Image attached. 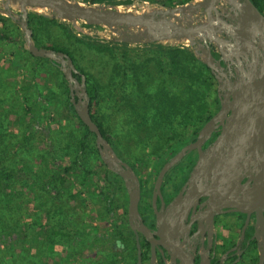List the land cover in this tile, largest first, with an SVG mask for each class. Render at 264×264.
<instances>
[{
	"label": "rangeland",
	"instance_id": "obj_1",
	"mask_svg": "<svg viewBox=\"0 0 264 264\" xmlns=\"http://www.w3.org/2000/svg\"><path fill=\"white\" fill-rule=\"evenodd\" d=\"M113 1L120 2L122 0ZM147 1L153 2L152 0ZM154 1L163 2L164 0ZM188 1L172 0L175 4ZM0 20L3 21L0 24V34L13 37V42L0 40V62H3L5 66L3 72L9 83V89L4 96L0 97V101L3 100L0 102V114L3 115L4 120H7V145L21 140L23 134L33 133L36 128L39 129V133L35 134L24 148L18 153L12 152L10 163L14 165L18 158L24 157L26 160H30L32 157L31 160H34L36 164H45L46 167L53 168L54 171L65 177L71 187V193L75 194L72 202H67L68 207H71L72 210H66L62 215H59V213L55 214L53 210L59 205L56 204L52 207L45 205L47 201L45 195L40 196L41 199L37 200L33 195L16 194V191H13V195L16 194L25 206L27 214L37 211L36 217L42 218L38 224L46 223L47 220L44 218L50 211L54 217L52 222L61 220L68 225L74 239L70 250L65 252L63 246V250L59 246L52 247L53 243H61L60 239H47L41 234H37L38 237L34 240V235L30 232L29 237L20 242L24 244L21 248L14 244L8 247L3 246V250L0 251V264H26L25 260L29 256V259L37 256L40 262L49 261L50 264H126L125 255L120 251L121 247L118 240L120 237L114 231L117 228L126 229L125 225H121V220L124 218H122L121 213L124 212V209L113 208L111 215L106 211V201H112V199H116L118 203L123 204L122 208H126L125 191L119 190L113 194L111 186L101 181L103 168L100 157L96 153L91 154L90 163L87 166L93 175L87 178L84 184H82L81 173L69 172V174L63 175L62 168H54L49 153L53 155L54 159L69 164L75 152L74 142L79 136L76 121L71 118V110L68 108L62 93L64 88L62 76L50 62L31 58L25 52L21 44V31L16 24L7 18L1 17ZM37 22L33 21V27L39 46L64 47L70 53H74L80 71L89 77L91 83L98 86L99 97L94 106L96 113L108 134L117 144L122 160L134 165L135 170L140 172L142 176L152 172V169L156 167V158L171 154L169 152L165 155L172 139L176 136L173 135L176 134L175 132L184 136L193 131L196 124L190 121L184 125V119H176L175 124L171 123L173 130H168L170 125L165 121L163 124L141 123V120H137L136 111L133 110L134 97L128 94L130 90L128 85L134 80L132 67L127 68L124 74L121 72L120 75L116 70L117 77L112 75L115 68L121 67L123 69L124 67L116 63L114 54H112L114 57H108V53L119 55V52L112 50L109 52L108 48H102V51L92 48L103 46L101 43L87 46L86 42L70 35L62 25L46 20ZM178 51H182V48H163L153 50L151 53L131 51L122 60L126 62L131 56L137 58V63L131 64V66L137 67V74L140 75V72L147 70V73L152 71L153 76H156V79H160L166 85V92L170 98L173 99L175 89L184 98L182 92L185 91V79L172 71V67L164 69L159 60L155 58V56L166 57L171 55V59L175 61ZM155 59L157 60L156 64H154ZM144 62L149 64L145 70L142 68ZM137 77L134 81L137 80ZM209 80L213 91H215V79L210 78ZM113 84L118 88L116 89ZM23 87L26 88V92L22 91ZM142 90L137 91H140L144 97L145 89ZM23 96L28 99V104L36 105L35 119L24 116L26 106L23 102ZM213 97L214 95L208 102L205 97H202L204 100L201 101V104L207 106L206 115L214 114L216 111V105L212 102ZM170 98L168 102L164 99V102L166 106L167 103L168 105L172 104L173 107L167 106V108H172V112H174V104ZM152 99L155 103V95ZM152 105L150 108L153 110ZM142 113L143 109L139 108L137 114L142 115ZM47 124L50 125V130L46 128ZM27 149L32 150L33 154H28ZM174 150L176 148H173L171 152ZM43 174L49 176L51 173L46 170L43 171ZM115 182L120 184L116 178ZM67 197L68 194L64 196L63 200H66ZM113 206L116 207L114 204ZM16 241L17 239L14 238L13 242ZM7 248L9 251L6 250Z\"/></svg>",
	"mask_w": 264,
	"mask_h": 264
},
{
	"label": "water",
	"instance_id": "obj_2",
	"mask_svg": "<svg viewBox=\"0 0 264 264\" xmlns=\"http://www.w3.org/2000/svg\"><path fill=\"white\" fill-rule=\"evenodd\" d=\"M30 14L67 23L78 36L132 47H195L197 44L209 47L215 44L222 59L232 54L238 66L240 58L246 59L247 48L255 43V31L264 25V16L250 0H189L172 7L147 0H134L130 4L82 0H0V16L17 24L23 33V47L27 52L33 57L51 61L61 71L69 86L74 112L94 135L101 162L124 181L127 213L133 227L131 222L139 216L137 177L93 122L85 77L82 75L80 81L74 77L79 72L71 58L66 53L38 47L33 41L28 26ZM223 14L230 19V24L221 18ZM198 56L212 74L218 69L209 48L203 50V57ZM237 76L230 84L232 100L222 102V88L217 89L220 100L217 114L200 129L195 142L181 148L157 176L156 187L159 189L164 174L180 162L186 152L198 151V161L185 185V189L188 185L186 194L184 198L180 194L171 204L172 210L185 199L197 201L201 196H209L216 206L238 212H256L258 215L264 212V62L259 73L256 70L245 71L240 66ZM219 126L218 137L202 151V145ZM245 178L247 181L242 183Z\"/></svg>",
	"mask_w": 264,
	"mask_h": 264
},
{
	"label": "trees",
	"instance_id": "obj_3",
	"mask_svg": "<svg viewBox=\"0 0 264 264\" xmlns=\"http://www.w3.org/2000/svg\"><path fill=\"white\" fill-rule=\"evenodd\" d=\"M82 1L89 3L106 2L112 4H130L134 0H122L120 2L113 0H82ZM152 1L155 2L154 0ZM250 1L257 8L259 12L264 14V0H250ZM157 3L167 7L168 6L172 7L177 5L173 3L172 0H164L163 2L157 1ZM183 3H179V4H183ZM1 17L6 18L4 16H0V18ZM7 19L10 20L9 18ZM42 20L51 21V23L64 26L70 35L86 42L85 44L87 46H93L96 43H101L103 44V46H97L92 48L98 49L100 51H102L104 48H108L109 52L111 50L113 52L114 51L119 52V55H117L116 53H111V54L108 53V57H114L115 55L114 60L116 61V63L124 67L123 69L121 67L115 68V72L113 70L114 74L112 75L113 77H117L116 70L118 75L122 73L124 74L126 73L127 68L130 67H132L131 69L135 73V74L133 73V77H132L134 80L138 75L137 80L136 81L132 80V82L128 85L130 89L128 94L134 97L133 101L135 105L134 107L133 106L132 107L133 110L136 111L135 115L137 117V120H141V123L163 124V121H165L168 125H170V128L168 127V130L172 129L171 123L175 124L174 121L176 119L177 120L184 119L183 122L184 125L185 123H189L190 121L196 124L195 128L193 129V131L189 133V135L186 134L184 136H181L178 132H175L176 134L173 135L176 136L172 139V142L168 146L167 148L168 150L165 153V155L169 154V152L171 153L173 148H176V150L174 151H177L181 146L193 140L194 137L197 135V132L200 130V128L213 115V114L206 115L205 110H207V106H205V104H201V101L204 100V98L202 97H205L208 102L209 100H211L212 95H214L212 102L215 103L216 110L218 109V102L216 99L217 91L216 89L215 91H213L211 82L209 80L210 78L214 79V77L211 75L210 70L198 58H196L193 55V53L189 49L190 47H180L182 48V51L176 52L175 61L171 59V55H167L166 57L155 56V58L159 60L160 65H162L164 69H169L170 67H172L173 68L172 71H174L176 74L182 77V79H185V91L182 92L184 98H182L181 93L177 92L175 89L173 92L174 97L172 99L169 97V94L166 92V85L162 83L160 79L159 80L156 79V76L155 77L153 76L152 71L147 73L148 71L147 70L144 72H140L141 73L140 75L137 74V67L135 65L131 66V64L137 63L136 60L137 58L132 56L128 57L129 60H127L126 62H123L122 59H124V57H127L131 51H141L145 53H151V51L153 50L163 49V48L171 49L175 47L162 46V45H145L141 47H132L124 43L101 41L100 39H96L95 37H87L84 35L78 36L70 30L69 25L67 23L58 22L56 20H50L36 16L34 14H30L28 16V26L32 31V38L35 44L38 47H43L54 51H60L66 53L71 58L73 64L75 65L77 71L79 72L78 74H74V77L78 81H80L82 75L85 77L86 91L89 97V111L91 118L99 128L103 138L107 140V142L111 145V147L113 148V150L120 159L122 158L118 152L117 144L113 141L110 134H108L107 130L104 127V124L102 123L100 117L96 113V108L94 107L97 104L96 102L99 97L98 86L94 83H91L89 77L86 76L85 73H82L80 71V69L76 64V58L74 53H70L64 47L62 48L52 45L39 46L36 39V31L35 28L33 27V21L38 23L37 21H42ZM2 23L3 21L0 20V24ZM13 24L16 23L13 22ZM7 34L9 33L7 32ZM21 37H22L21 44L23 45L24 39L22 32H21ZM0 40L13 42V37H11L10 35L0 34ZM25 52L31 58H36L33 57L29 52H27L26 49ZM36 59L50 62L52 65L56 67V69L61 74L62 82L64 85V88L62 89V93L66 99L68 108H70L71 110V114H70L72 115L71 118H73L76 121L78 133H79L77 140L74 142L75 152L73 154L72 161H70L69 164H66V162L62 160H58L56 158L54 159L53 155L49 153L52 164L55 169L62 168L63 175L69 174V172L81 173L82 184H84L87 178L93 175V172L87 168L88 164L90 163V156L92 153L98 154L94 141L95 137L93 134L89 133L88 128L79 120L75 112L73 113L74 109L70 101L69 86L67 82L64 80V77L61 71L59 70V68L57 67V65L46 59H42V58H36ZM156 59L154 64L157 63ZM0 65H1L0 66V97H2L9 89V83L7 82V79L3 72L5 69L3 62H0ZM146 66H149V64L144 62L142 68H144L145 70ZM112 68H114V66H112ZM113 86L116 89L118 88L115 84H113ZM133 87H138V88H133ZM142 89H145L144 97L140 94V91H143ZM22 91L26 92V88L23 87ZM154 95L156 98L155 103H153V99H152ZM169 98L171 99V101H173L174 112H172V108L171 109L167 108V106L170 108L173 107V105L172 104L168 105L167 103L166 106L164 102V99L166 100V102H168ZM2 101L3 100H1L0 102ZM23 102L25 103L26 106L24 110L25 113L24 116H28V118L30 119H35L36 105L32 106L28 104L29 101L25 96H23ZM150 102L151 104H153L152 105L153 110L152 108H150L151 107ZM139 108L143 109L142 115L137 114V110ZM6 121L7 120H4L3 115L0 114V251L3 250V246L8 247V246H12L13 244L18 245L21 248L24 244L20 242L23 241L24 239H27L31 232L34 235V240L37 239L38 237L37 234H41L47 239L49 238L60 239L61 243H53L52 247L56 248L57 246H59L62 249L63 246L65 252L66 251L68 252L73 244V239H74L72 233L70 232L71 228H69V226L66 225L64 222H62L61 220L59 221L57 220L55 223H53L52 220H54V217L51 215L50 211L47 213V215L44 218L45 220H47L46 223L38 224L39 221H42V218L36 217L37 211L27 214L25 206H23L22 202L18 199L16 194L19 193V194H24L26 196H29L30 194L33 195L34 198L37 200L41 199L40 196L45 195L47 199L45 205H50V207L56 204L59 205L56 209H53L54 213L55 214L59 213V215H62L63 212H65L66 210H70V211L72 210L71 207H68L67 202L69 203L72 202L73 198L75 197V194L73 195V193H71V187L68 184V180L65 177L60 175V173L54 171L53 168L46 167L45 164L43 165L36 164L34 160H31L32 157L30 156H29L30 160L29 159L26 160L24 157H22V158H18L15 161L14 165L10 163V156L12 152L18 153L22 148H24V146L33 139L35 134L39 133V129L36 128V130L33 133L31 132L25 133L23 134L24 136L22 137L21 140L13 144L7 145L6 133L8 127ZM46 128L50 130V125L47 124ZM27 152L30 155L33 154L32 150L30 149H27ZM102 168H103V175L101 176V181L111 186V189L113 190L112 191L113 194L114 193L116 194L117 191L119 190L125 191L121 183L118 184L115 182V178L116 179L118 178L117 175L108 171L106 167L103 165V163H102ZM46 170L51 173L49 176H45L43 174V171ZM13 191H16L15 195H13L12 193ZM66 194H68V197L66 200H63ZM112 202L116 207L113 206ZM106 204H107L106 211L110 215L113 214L112 212L113 208L126 210V208L124 207L122 208L123 204L118 203L116 199L114 200L112 199V201L108 200L106 201ZM114 231L118 232V235L121 232L120 229H118V231L117 229ZM14 238L17 239L16 241L17 243L13 242ZM6 250H8V248ZM29 257H27V259L25 260L26 264H50L49 261L40 262L37 256H33L30 259Z\"/></svg>",
	"mask_w": 264,
	"mask_h": 264
},
{
	"label": "flooded vegetation",
	"instance_id": "obj_4",
	"mask_svg": "<svg viewBox=\"0 0 264 264\" xmlns=\"http://www.w3.org/2000/svg\"><path fill=\"white\" fill-rule=\"evenodd\" d=\"M221 18L230 24V19L224 14ZM207 48L218 68L213 74L210 72L216 82V91L221 87V101L228 103L232 100L230 84L238 78L240 66L245 71L256 70L259 73L261 70L264 62V25L256 29L255 43L247 48L246 59H239L240 66L232 54L222 59L215 44L209 47L197 44L189 49L200 60L198 55L203 57V50ZM216 99L218 109L210 119L220 108L217 93ZM220 130L221 126L215 129L210 139L202 145V151L215 141ZM197 135L171 155L156 158V167L145 176L138 173L134 165L121 159L137 177L140 193L139 216L131 222V227L124 181L117 175L126 194V210L121 213L124 217L121 225H125L126 229L117 228V231H121L118 240L126 264H264V212L258 215L256 212H238L216 206L209 196H201L197 201L185 199L176 209H170L180 194L183 198L186 194L188 185L186 189L185 185L198 161L196 149L186 152L181 161L164 174L159 189L156 187L161 168L181 148L195 142ZM246 181L245 178L242 183Z\"/></svg>",
	"mask_w": 264,
	"mask_h": 264
}]
</instances>
